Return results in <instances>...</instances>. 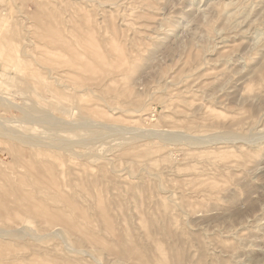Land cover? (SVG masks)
Segmentation results:
<instances>
[{"label":"rangeland","instance_id":"1","mask_svg":"<svg viewBox=\"0 0 264 264\" xmlns=\"http://www.w3.org/2000/svg\"><path fill=\"white\" fill-rule=\"evenodd\" d=\"M0 79V264H264V0H0Z\"/></svg>","mask_w":264,"mask_h":264},{"label":"bare ground","instance_id":"2","mask_svg":"<svg viewBox=\"0 0 264 264\" xmlns=\"http://www.w3.org/2000/svg\"><path fill=\"white\" fill-rule=\"evenodd\" d=\"M240 9V8H239ZM237 10V9H236ZM2 24V23H1ZM66 28V27H65ZM60 29V28H59ZM85 31V30H84ZM83 31V32H84ZM89 31H91V29L89 30ZM77 33V32H76ZM83 34V33H82ZM45 36H48V35H45ZM63 36V35H62ZM65 36V35H64ZM85 37V36H84ZM67 38V37H66ZM68 40H69V38H68ZM36 41V40H35ZM35 41H33V42H35ZM64 41V40H63ZM62 41V42H63ZM72 41V40H71ZM36 42H38V41H36ZM35 42V43H36ZM61 42V41H60ZM59 42V43H60ZM65 42V41H64ZM63 42V43H64ZM34 43V44H35ZM62 44V43H61ZM65 44V43H64ZM56 45V44H55ZM38 46H39V42H38ZM63 47V46H62ZM64 48V50H65V47H63ZM55 49H58V47L57 48H55ZM61 50H62V48H60ZM63 50V51H64ZM62 51V52H63ZM66 52H67V50H66ZM65 54H67V53H65ZM74 54V53H73ZM68 55V54H67ZM69 56H72V55H69ZM66 57V56H65ZM74 58V57H73ZM240 58V57H239ZM75 59V58H74ZM89 59V58H88ZM68 60V59H67ZM64 61V60H63ZM69 61H71V60H69ZM68 61V62H69ZM67 62V63H68ZM78 63V62H77ZM80 63V62H79ZM84 66V65H83ZM86 68V67H85ZM88 72H89V70H88ZM253 72V71H252ZM37 79V78H36ZM40 79V78H39ZM45 81V80H44ZM44 84V83H43ZM46 85V84H45ZM12 85H10L6 80H1L0 79V91H1V89H5L6 87L7 88H10ZM43 86V85H42ZM44 88H46V87H44ZM48 89V88H47ZM49 90V89H48ZM42 91H44V89L42 90ZM51 94V93H50ZM43 95V94H42ZM47 95V94H46ZM60 96V95H59ZM81 96V95H80ZM51 97V96H50ZM55 97V96H54ZM49 97H47V99H48ZM63 98L64 97H62V96H60V98H58V100H57V103H55V104H57V106L58 107H65V103H63L64 101H63ZM68 98H69V96H68ZM50 99V98H49ZM48 99V100H49ZM81 99V98H80ZM0 100L1 101H7L8 99L4 96L3 97V95H0ZM42 100V99H41ZM44 100V99H43ZM65 100V99H64ZM36 101V100H35ZM69 102H71L72 101V96H71V100H68ZM80 101V100H79ZM40 102V101H39ZM67 102V101H66ZM75 102V101H74ZM74 102H73V104H74ZM36 104V103H35ZM38 104H36V106H37ZM67 106L69 105V104H66ZM73 107V106H72ZM35 108V107H34ZM33 108V109H34ZM32 109V110H33ZM68 109V108H67ZM66 109V110H67ZM18 110V109H17ZM37 110V109H36ZM59 110V109H58ZM34 111V110H33ZM68 111V110H67ZM71 112V109H69V113ZM63 114L65 115V112H63ZM67 114V113H66ZM24 116H26V115H24ZM67 124V123H66ZM6 129V128H5ZM3 130V128H1V131H0V137H6L5 136V132H3L2 131ZM12 131V130H11ZM11 134H13V132L11 133ZM7 135V134H6ZM29 135H31V134H29ZM28 136V135H27ZM18 137V136H17ZM22 137V136H21ZM20 137V138H21ZM55 140V139H54ZM57 140V139H56ZM13 141V140H12ZM61 141V140H60ZM67 141V140H66ZM188 141V140H187ZM69 142V141H68ZM66 143L65 142V147L67 146V144H69V143ZM14 143H15V141H14ZM20 145H23V146H25L26 147V149H25V147H22V146H20L21 148H24V151H26L27 150V154H29V151H30V153L31 152H34L35 153V156H36V158H37V160L38 161H40V160H42L43 159V156H45L46 154H49L50 153V149H48L49 148V146L47 145V144H45L44 142L42 143L41 142V140H40V136H39V138H32L31 136H30V138L29 137H26L25 138V140L24 139H21L20 140ZM50 143V142H49ZM61 143H64V140H63V142L61 141ZM61 143H58V144H60L61 145ZM245 143V142H244ZM10 144V143H9ZM16 144V143H15ZM14 144V145H15ZM52 145H55V144H52ZM63 145V144H62ZM17 146H18V144H17ZM17 146H16V148H17ZM12 147V146H11ZM19 147V146H18ZM51 147V146H50ZM53 147V146H52ZM57 148H58V146H56ZM60 147V146H59ZM69 147H71V146H69ZM56 149V148H55ZM59 149H62V150H64V148H59ZM58 149V150H59ZM69 150V149H68ZM57 151V150H56ZM66 151V150H65ZM69 151H71V150H69ZM62 152V151H61ZM130 153V152H129ZM59 154V153H58ZM53 155V154H52ZM56 155H57V153H56ZM5 156H8V155H6L5 154ZM69 156V155H68ZM54 157H55V155H54ZM58 157V156H57ZM62 157H64L65 158V156L63 155ZM8 158V157H7ZM66 158H67V156H66ZM80 158V157H79ZM57 159H59V157L57 158ZM83 159H84V157H83ZM63 160V159H62ZM61 160V161H62ZM94 161H95V159H93ZM99 160V159H98ZM56 161H58V160H56ZM68 160H66L65 159V162H67ZM9 162H11V161H9ZM44 162V161H43ZM96 162V161H95ZM7 163V162H6ZM13 163V162H12ZM47 164H48V162H46ZM55 163H57V162H55ZM94 163V162H93ZM14 164V163H13ZM34 163H33V160H30L28 163H22V168H24V169H27L28 171H29V174L32 176V178H33V180H34V183L36 184V185H52L53 187H55L56 186V176L53 174L54 173V169L51 167V164H50V167L49 166H46V165H44V167H43V169L41 170V176H37V175H35V170H37L36 169V167L33 165ZM38 164H41V163H39L38 162ZM79 164V163H78ZM81 164V163H80ZM79 164V165H80ZM9 165V164H8ZM63 165V164H62ZM78 165V166H79ZM15 166V165H14ZM56 166V165H55ZM85 166V165H84ZM38 167V166H37ZM86 167V166H85ZM4 168V167H3ZM3 168H1V169H3ZM16 168V167H15ZM72 168V167H71ZM82 168V167H81ZM10 169V168H9ZM38 169H39V167H38ZM78 169H80V167L78 168ZM83 169V168H82ZM61 170H63L64 171V168H62ZM60 170V171H61ZM17 171V170H16ZM88 171V170H87ZM40 172V171H39ZM9 173V172H8ZM18 173V172H17ZM17 173H15V174H17ZM14 174V173H13ZM21 174V173H20ZM86 174V173H85ZM22 176H24V174H21ZM129 175V174H128ZM14 179V178H13ZM12 179V180H13ZM72 180V179H71ZM76 181V180H75ZM3 182V181H2ZM30 184V183H29ZM29 184H27L28 186H29ZM25 185V184H24ZM18 186H19V184H18ZM8 187V186H7ZM6 187V188H7ZM15 187V186H14ZM24 190V189H23ZM34 190V189H33ZM20 191V190H19ZM29 191V190H28ZM31 192H32V190H30ZM35 191V190H34ZM71 190H69V192H70ZM26 192V191H25ZM38 195V194H37ZM43 201V200H42ZM33 207V206H32ZM76 212V211H75ZM79 215H81L82 216V218H84V216L86 215L84 212H80V213H78ZM64 224V223H63ZM65 226H67L68 228H70V229H74L75 227L74 226H72V225H70V226H68V224H65ZM110 231V230H109ZM8 233V232H7ZM243 242V241H242ZM236 250V249H235Z\"/></svg>","mask_w":264,"mask_h":264}]
</instances>
